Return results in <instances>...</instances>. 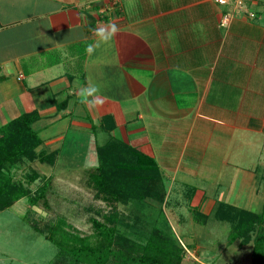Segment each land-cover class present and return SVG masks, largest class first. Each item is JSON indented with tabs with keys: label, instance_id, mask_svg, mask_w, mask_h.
Here are the masks:
<instances>
[{
	"label": "crops",
	"instance_id": "crops-1",
	"mask_svg": "<svg viewBox=\"0 0 264 264\" xmlns=\"http://www.w3.org/2000/svg\"><path fill=\"white\" fill-rule=\"evenodd\" d=\"M35 110L38 151L116 138L153 157L161 206L263 207L264 0H0V126Z\"/></svg>",
	"mask_w": 264,
	"mask_h": 264
},
{
	"label": "trees",
	"instance_id": "trees-1",
	"mask_svg": "<svg viewBox=\"0 0 264 264\" xmlns=\"http://www.w3.org/2000/svg\"><path fill=\"white\" fill-rule=\"evenodd\" d=\"M81 45L86 48L90 42L78 44ZM38 119L39 113L35 110L0 126L1 211L23 197H28L34 206L50 209L49 195L55 194L53 178L41 173L44 182L34 191L31 184L39 174L32 173L26 179L17 175L23 158L51 166L60 160L59 150H37L41 139L33 124ZM96 157L97 166L87 170L90 183L96 185L99 192H110L116 199L126 198L124 203L132 199L145 205L140 212L128 211L127 221L156 224L145 237L140 234V241L130 240L117 233L125 216L113 206L108 213H99L103 214L102 219L91 217L90 222L99 237L97 242H91L87 237L66 230V222L60 217L52 227L51 236L60 252L69 256V264H182L190 250L189 244L183 242L161 213L163 205L160 204L167 197L166 177L155 159L116 138L98 145ZM192 215L194 221L201 224H228L227 247L235 243L239 247L252 244V263L264 264V206L258 212L219 201L208 213L195 206Z\"/></svg>",
	"mask_w": 264,
	"mask_h": 264
},
{
	"label": "rangeland",
	"instance_id": "rangeland-1",
	"mask_svg": "<svg viewBox=\"0 0 264 264\" xmlns=\"http://www.w3.org/2000/svg\"><path fill=\"white\" fill-rule=\"evenodd\" d=\"M100 134L99 141L102 143L109 134L104 131ZM64 146L60 160L52 166L23 158L24 162L17 171L18 178L26 179L32 173L39 174L31 184L32 190L36 191L44 182L41 173L46 174L53 178L55 194L49 195V210L32 205L28 197L19 199L3 211L0 210V264H69V256L60 252L51 236L52 227L61 218L66 222V230L80 237H87L91 242H97L99 239L90 222L91 217L102 219L103 214L99 213H108L113 206L120 215L125 216V221L120 223L117 231L124 237L140 241L141 233L145 237L155 227L156 223L143 222L144 224L140 225L138 222L127 221L130 215L127 212L131 209L140 212L144 204L140 205L132 199L124 203L126 198L119 200L112 197L110 192H99L98 187L90 183L87 170L98 163L93 144ZM263 155L256 156L263 158ZM165 183L167 188L168 181ZM171 200L180 201V206H163L161 213L183 242L189 244L190 250L187 251L182 264H253L252 244L239 247L238 243H235L227 247L230 232L228 224L206 225L195 222L192 215L194 203L187 205L186 202L190 198L183 197V191L180 195L178 190L174 191ZM174 208L177 211L180 209V212L175 214L172 212ZM262 208L251 207L253 211L258 212Z\"/></svg>",
	"mask_w": 264,
	"mask_h": 264
},
{
	"label": "clouds",
	"instance_id": "clouds-1",
	"mask_svg": "<svg viewBox=\"0 0 264 264\" xmlns=\"http://www.w3.org/2000/svg\"><path fill=\"white\" fill-rule=\"evenodd\" d=\"M118 31V28L116 27L115 24H110L108 28H100L96 30V34L98 36H104L108 35L109 37L114 36ZM91 45L89 46V49H91ZM99 89L96 86H91L88 89H83L81 91V97H82V102H89L88 101V96L94 95L97 93Z\"/></svg>",
	"mask_w": 264,
	"mask_h": 264
},
{
	"label": "built area",
	"instance_id": "built-area-1",
	"mask_svg": "<svg viewBox=\"0 0 264 264\" xmlns=\"http://www.w3.org/2000/svg\"><path fill=\"white\" fill-rule=\"evenodd\" d=\"M217 2H219L222 5H231L233 4V6L237 9H244L247 8L248 4L250 2H252L253 0H216ZM115 4H119L121 3V0H114ZM231 19V14L229 12H227V14H225L224 19L221 20V24L227 25L230 22ZM105 28V27H103Z\"/></svg>",
	"mask_w": 264,
	"mask_h": 264
}]
</instances>
